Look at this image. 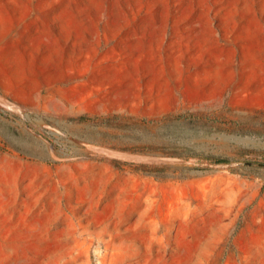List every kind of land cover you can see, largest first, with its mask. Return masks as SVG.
Returning a JSON list of instances; mask_svg holds the SVG:
<instances>
[{"label": "rangeland", "instance_id": "1", "mask_svg": "<svg viewBox=\"0 0 264 264\" xmlns=\"http://www.w3.org/2000/svg\"><path fill=\"white\" fill-rule=\"evenodd\" d=\"M262 164L264 0H0V264H264Z\"/></svg>", "mask_w": 264, "mask_h": 264}, {"label": "water", "instance_id": "2", "mask_svg": "<svg viewBox=\"0 0 264 264\" xmlns=\"http://www.w3.org/2000/svg\"><path fill=\"white\" fill-rule=\"evenodd\" d=\"M100 151L107 153L109 156L123 158L125 160L134 161V162L148 161L151 163L152 162L166 163L171 160L170 158H162V157H143V156L126 155V154L115 153L111 151H105L104 149H100Z\"/></svg>", "mask_w": 264, "mask_h": 264}, {"label": "trees", "instance_id": "3", "mask_svg": "<svg viewBox=\"0 0 264 264\" xmlns=\"http://www.w3.org/2000/svg\"><path fill=\"white\" fill-rule=\"evenodd\" d=\"M215 164H218V165H220V164H226L227 162L224 160V159H219V158H217V159H214V160H212ZM263 166H264V164H262Z\"/></svg>", "mask_w": 264, "mask_h": 264}]
</instances>
